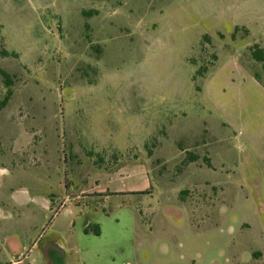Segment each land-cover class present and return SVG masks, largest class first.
<instances>
[{
	"label": "rangeland",
	"instance_id": "rangeland-1",
	"mask_svg": "<svg viewBox=\"0 0 264 264\" xmlns=\"http://www.w3.org/2000/svg\"><path fill=\"white\" fill-rule=\"evenodd\" d=\"M263 37L264 0H0V233L41 249L90 222L100 264H264V88L242 70L264 80Z\"/></svg>",
	"mask_w": 264,
	"mask_h": 264
},
{
	"label": "crops",
	"instance_id": "crops-1",
	"mask_svg": "<svg viewBox=\"0 0 264 264\" xmlns=\"http://www.w3.org/2000/svg\"><path fill=\"white\" fill-rule=\"evenodd\" d=\"M256 43H258L264 49V37L263 40L259 39V42ZM237 68H239L238 62ZM213 69L214 66L212 67V69L208 70L207 74L205 75L204 86L209 84L210 81L213 79V76L216 73V70L214 71ZM242 70L253 79L255 85L261 86L253 78L249 71H247L244 67H242ZM29 202L35 204L34 199H31ZM63 202L57 209V211L59 212L57 213L56 211L53 213L54 217H57L61 210L63 211L68 209L67 212H71V210L67 208V206ZM22 204L28 205V203H25V201L22 202ZM37 206L40 207V216L36 217L35 214L30 213V210H26L22 212L25 217H22V214L17 216V218H19V221L21 219L25 220L26 217H30L31 219H27L26 222H29L31 220L33 228H36L35 225H37L41 220H43V218H49V215L52 212L51 201L47 199L38 200ZM32 212H34V210H32ZM94 227L95 226H92L90 222H85L80 226L77 232H75V230L70 231L67 239L64 240L63 243L57 239H55L54 241L51 239V242L49 241V243H47V245L41 249L36 243L38 237L34 239L36 237L35 235H32L31 237V235L28 236L26 234L22 235L18 233H0V264H9L13 261H19L21 264H100V256L96 249L80 248L82 242L97 243V241H95L97 239H90V236L100 237L101 235L100 230L99 235H95L92 232V229H94ZM86 228L88 229V231L84 232V229ZM26 241H29V243L32 244L31 247L26 251V253H24V243ZM35 251H37L38 253L34 255Z\"/></svg>",
	"mask_w": 264,
	"mask_h": 264
},
{
	"label": "trees",
	"instance_id": "trees-1",
	"mask_svg": "<svg viewBox=\"0 0 264 264\" xmlns=\"http://www.w3.org/2000/svg\"><path fill=\"white\" fill-rule=\"evenodd\" d=\"M245 33H247V31H245ZM203 41L206 42V43H209L210 42V38L207 35H205V36H203ZM1 52H2V55H6V53H7L4 49H2ZM248 52L250 54L251 59L253 61L259 63L260 66H261V70L264 72V49L258 43H253L249 47ZM213 58H214V60H216V56L215 55L213 56ZM197 72H198L197 74L200 75L201 70L199 69ZM250 73L253 76V78L264 88V80H262L260 74L258 72H256V71H250ZM0 74L3 77V83L6 86L5 95L3 97H0V110H1L7 105L8 100H9L11 94H12L11 89L8 88L12 84V80H11L10 76L5 71L0 70ZM196 90L200 91V89L198 87H197ZM87 231H88L87 228L84 229V232H87ZM92 232L95 235H99L98 227L95 226L94 229H92Z\"/></svg>",
	"mask_w": 264,
	"mask_h": 264
},
{
	"label": "built area",
	"instance_id": "built-area-1",
	"mask_svg": "<svg viewBox=\"0 0 264 264\" xmlns=\"http://www.w3.org/2000/svg\"><path fill=\"white\" fill-rule=\"evenodd\" d=\"M9 264H21V263L19 261H13V262H11Z\"/></svg>",
	"mask_w": 264,
	"mask_h": 264
}]
</instances>
